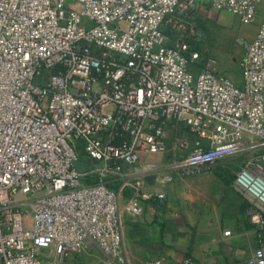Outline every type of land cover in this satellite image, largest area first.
Returning <instances> with one entry per match:
<instances>
[{"label": "built area", "instance_id": "2783aa9c", "mask_svg": "<svg viewBox=\"0 0 264 264\" xmlns=\"http://www.w3.org/2000/svg\"><path fill=\"white\" fill-rule=\"evenodd\" d=\"M198 4L0 0V264H66L92 247L127 264L122 194L132 192V217L165 198L147 182L170 143L167 167L181 177L263 149L232 186L258 230L242 264H264V0H211L243 25L259 22L242 41L240 84L188 44L167 43L166 27L183 28ZM177 125L196 140H170Z\"/></svg>", "mask_w": 264, "mask_h": 264}, {"label": "crops", "instance_id": "0c3cea01", "mask_svg": "<svg viewBox=\"0 0 264 264\" xmlns=\"http://www.w3.org/2000/svg\"><path fill=\"white\" fill-rule=\"evenodd\" d=\"M201 3L204 5L203 0ZM258 25L247 29L250 38L254 39ZM159 156L152 159L159 162ZM227 161L229 158L209 173L190 177L175 173V181L167 184L153 175L147 191L165 198L143 201L142 212L136 217L124 209L132 192L128 189L122 194L127 264L157 260L183 264L187 258L193 264H242L253 255L258 230L246 213L247 202L233 188V180H225L226 171L219 168Z\"/></svg>", "mask_w": 264, "mask_h": 264}, {"label": "rangeland", "instance_id": "374dc122", "mask_svg": "<svg viewBox=\"0 0 264 264\" xmlns=\"http://www.w3.org/2000/svg\"><path fill=\"white\" fill-rule=\"evenodd\" d=\"M199 2L193 17L186 20L183 28H174L169 25L166 32L168 43L173 46H177L180 42L188 44L192 52L200 54V63L203 67L210 63L215 71L229 76L234 82L240 84L242 81L240 65L246 52L242 41L253 39L248 36L247 31L251 25H243L237 17L228 12L214 10L211 8V0H203L204 5L201 0ZM168 135L170 140L175 137L188 139L191 143L196 140V136L184 125H177L170 129ZM262 152L263 149L260 147L250 151L244 150L229 158L226 163L219 165V168L227 173L225 180H234L244 163ZM176 155L170 143L168 152L159 156L160 169L156 175L162 184L175 181V172L171 171L167 165ZM66 264L117 263L93 247Z\"/></svg>", "mask_w": 264, "mask_h": 264}, {"label": "water", "instance_id": "95a60500", "mask_svg": "<svg viewBox=\"0 0 264 264\" xmlns=\"http://www.w3.org/2000/svg\"><path fill=\"white\" fill-rule=\"evenodd\" d=\"M75 167L78 171L80 172H87L89 171V166L87 164H82V163H79V162H75Z\"/></svg>", "mask_w": 264, "mask_h": 264}]
</instances>
